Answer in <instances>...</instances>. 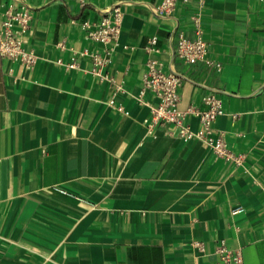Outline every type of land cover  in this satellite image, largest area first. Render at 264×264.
Returning <instances> with one entry per match:
<instances>
[{
    "label": "crops",
    "instance_id": "obj_1",
    "mask_svg": "<svg viewBox=\"0 0 264 264\" xmlns=\"http://www.w3.org/2000/svg\"><path fill=\"white\" fill-rule=\"evenodd\" d=\"M160 2L0 0L31 10L23 39L36 56L0 55V264H216L223 239L264 264V0L179 1L167 16ZM114 5L121 31L95 74L104 44L87 33ZM197 13L208 52L188 63L178 42L197 37ZM151 58L183 76L193 130L204 97L222 100L211 135L231 158L175 123L148 129Z\"/></svg>",
    "mask_w": 264,
    "mask_h": 264
},
{
    "label": "built area",
    "instance_id": "obj_2",
    "mask_svg": "<svg viewBox=\"0 0 264 264\" xmlns=\"http://www.w3.org/2000/svg\"><path fill=\"white\" fill-rule=\"evenodd\" d=\"M88 0H79L84 6ZM179 1L191 2L193 0H161L160 4L153 8L154 12L160 16L170 15L176 8ZM203 2V0H199ZM32 18L31 10L22 5L20 8L15 4L5 12L0 11V55L9 58L13 62H20L27 66H33L36 63L34 52L26 47L23 36L30 27ZM123 10L120 5H114L108 10L95 28L88 31L87 37L104 44L105 56L97 50L91 55L96 67L95 74H101L100 66L105 64L111 58L115 48V40L121 31ZM194 30L197 37L188 39L181 35L178 42V55L188 63H195L204 59L208 52V45L205 39L202 27V17L200 13L193 17ZM158 38L152 37L150 42L157 43ZM76 63L74 62L73 65ZM221 68V64H217ZM113 78V77H112ZM183 76L177 71H166L161 60L151 58L148 61V70L144 76V85L140 92L143 102L151 108V117L145 120L149 130L156 126L175 123L179 128L180 135L189 139L192 137L204 138L207 144L212 147L218 159L225 160L233 156L227 148L221 137L215 138L211 135L212 124L217 117L224 112L222 100L214 94H208L204 100L209 104L206 110H195L200 117L202 128L198 131L193 130L189 123L186 122L188 111L179 107L180 87ZM150 91L154 93L158 102L151 104L145 100V94ZM123 109V108H121ZM219 255L216 264H244V258L240 250L228 246L225 239L221 240L216 248Z\"/></svg>",
    "mask_w": 264,
    "mask_h": 264
}]
</instances>
